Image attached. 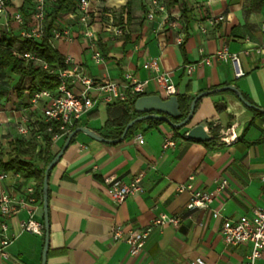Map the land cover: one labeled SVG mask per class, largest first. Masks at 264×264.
I'll return each mask as SVG.
<instances>
[{"label":"crops","instance_id":"obj_1","mask_svg":"<svg viewBox=\"0 0 264 264\" xmlns=\"http://www.w3.org/2000/svg\"><path fill=\"white\" fill-rule=\"evenodd\" d=\"M5 1L0 38L6 33L2 27L6 20L15 13L26 14L29 19L35 3ZM54 1L50 0L49 7ZM173 2L168 16L157 14L151 21L147 18L149 0H93L102 63L93 60L75 22L71 24L74 42L54 41L52 45L62 55L71 56L96 83L121 81L129 74L137 81L150 80L145 95L164 98L152 73L144 69L146 63L157 59L162 71L168 72L175 83L176 95L194 99L202 92L234 86L246 101L264 110V0ZM183 5L190 15L189 21L182 18ZM68 15H61L57 23H67ZM108 16L116 23H125L123 37H111L103 26L101 22H107ZM171 22H176L177 27L171 28ZM18 34L17 31L15 35ZM180 35L184 36L183 47L176 43ZM223 46L238 56L244 76L237 77L238 67L222 61L198 66L193 73H187V65L200 63ZM9 76L16 79L12 71ZM72 88L78 91L80 86L74 84ZM118 104L101 103L77 127L89 128L106 140L120 138V126L113 122L122 121L120 108H114ZM254 110L228 90L200 99L192 121L177 137L165 123L157 127L144 123L119 143H106L78 133L50 172L47 264H198L199 259L206 264H243L251 245L226 246L221 229L227 220L251 216L256 209L264 208V114ZM41 122L42 109L32 104L29 91L22 95L11 91L0 96V151L4 158L12 152L17 139H25L17 132L19 125L27 123L37 128ZM201 122L208 123L211 140L197 142L185 138ZM232 126L239 139L226 146L219 141L220 131ZM137 132L144 135L143 144L135 143ZM171 136L176 146L164 150V139ZM66 139L52 143L51 152L58 154ZM140 173L146 174L144 193L116 206L106 179L115 177L129 183ZM222 179L227 185L217 192ZM189 184L191 191H179L180 186ZM29 187L35 189L36 198L38 185L34 179L9 172V177L0 181V192L5 189L17 197L26 195ZM192 191L213 193V203L207 209L188 210ZM34 206L35 219L44 223L43 208L36 202ZM162 214L181 217L182 221L178 226L155 229L137 256L131 255L125 242L113 240L114 228L122 229L125 238ZM27 218L23 210L11 219L10 234L17 238L8 249L10 258L0 264H42L45 236L19 234L20 223ZM259 264H264V257Z\"/></svg>","mask_w":264,"mask_h":264},{"label":"built area","instance_id":"obj_2","mask_svg":"<svg viewBox=\"0 0 264 264\" xmlns=\"http://www.w3.org/2000/svg\"><path fill=\"white\" fill-rule=\"evenodd\" d=\"M93 0H79L75 11L67 16L70 20L65 24H53L48 30L46 19L49 0H35L32 16L27 18L22 13H15L11 19L6 20L2 25L3 29L12 32V24L21 35L27 39L41 41L50 35V41L74 42L72 23L78 25L79 35L86 44V48L91 51L92 58L96 63L104 62L103 52L98 47L95 31V13L92 9ZM150 11L147 14L149 20H154L157 14L167 15L168 8L162 0H149ZM6 1L0 0V16L6 11ZM223 18H219L222 20ZM110 32L111 37L120 38L125 35V23H116L112 16H108L107 22H101ZM171 28H176L177 23H169ZM205 33L206 31L203 30ZM176 43L181 46L184 43V36L180 35ZM264 49V47H263ZM262 50V49H261ZM260 50V51H261ZM21 57L28 63L32 62L35 66L44 70H49L47 63L32 53H25ZM214 61L231 63L238 67L237 77L244 76L239 65V58L236 54L229 52L227 46H223L212 56L206 57L198 64L187 65L185 67L188 74L195 71L198 66L211 65ZM65 69L55 68L49 70L54 74L59 82L56 89L45 88L35 89L31 96L33 105L40 106L42 109L43 123L46 129L39 127L33 128L31 125L22 124L17 127L18 134L25 139H35L37 142H44L45 137L50 135L51 142L56 143L65 139L74 131L82 118L92 109L103 104H113L120 102L134 103L137 98L145 95V89L150 80L137 81L129 74L124 76L121 81H104L96 83L87 75L82 67L75 63L71 56H65ZM144 69L152 73L153 80L158 86L164 98H169L177 94L175 83L168 72L162 71L157 59H153L144 65ZM80 86L78 91L72 85ZM235 126L222 128L219 141L231 146L236 143L239 136L234 132ZM136 144H143L144 135L137 132L134 136ZM176 146L173 137L164 139L163 149L168 150ZM9 177V172H0V181ZM145 173L136 175L133 180L126 183L115 177H108L106 183L111 200L116 206L123 205L126 200L138 194L144 193ZM193 179V178H191ZM264 186V176L261 177ZM227 185V181L222 179L217 188V192L222 191ZM192 190V185L179 187V191ZM35 189L29 187L26 195L17 197L8 190L0 192V261L10 258L9 247L17 238V235L10 234L11 219L20 211H26L28 218L20 223L19 234L30 233L34 235L43 234V223L35 219ZM214 201L213 193L202 191H192L188 210L195 211L207 209ZM182 219L178 216H168L165 214L155 218L148 226L143 229L129 232L127 237H123L120 228H114L112 237L115 242L123 241L130 249L132 256L140 254L146 245L149 235L157 228L167 226H178ZM221 236L226 246L236 247L239 245H251V251L243 264H259L264 257V208H258L251 216H243L238 220H227L221 229ZM198 264H206L202 259Z\"/></svg>","mask_w":264,"mask_h":264},{"label":"trees","instance_id":"obj_3","mask_svg":"<svg viewBox=\"0 0 264 264\" xmlns=\"http://www.w3.org/2000/svg\"><path fill=\"white\" fill-rule=\"evenodd\" d=\"M79 0H55L54 3L49 7L50 0L48 2V11L46 15L48 30L51 29L53 24L57 22L59 17L64 14L75 11ZM164 3L168 9L173 5V0H164ZM52 8V9H51ZM32 11L29 15L32 16ZM182 18L189 21L190 15L187 12L185 5L182 6ZM26 15V14H25ZM24 15V16H25ZM29 16V17H31ZM26 18L28 16H25ZM28 20V19H27ZM14 31L4 33L0 38V71L11 69V71L19 76L20 84L23 86L24 82H27L25 88H20L19 94H23V90H27L31 93L35 89H50L54 90L58 87L59 82L54 74L50 73L55 68L65 69V56L56 50L51 41L50 35H47L41 41L34 39H27L21 35H15L17 31L12 26ZM185 41V40H184ZM184 45V43H183ZM181 45V47H183ZM25 53H32L47 63L49 70L41 69L32 62H26L21 55ZM5 79L3 74L0 75V96L8 93L3 88ZM36 82V83H35ZM180 103L181 118L177 121H183L187 118L190 112V104L193 98L188 95H177ZM200 100L197 102V104ZM221 106L216 105V108L220 110ZM114 108H120L121 111V122L113 121L114 124L120 126L119 136L122 135L126 125L139 116L134 111V103L128 104V102H120ZM256 114H262L261 112L254 110ZM119 120V119H118ZM144 123L150 124L152 127H157L163 122L158 120H148L136 124L127 134L130 135L135 128L140 127ZM41 129H46V125L41 122L38 126ZM77 126L74 128V130ZM181 129H173L174 135L177 137ZM186 138V137H185ZM52 142L50 135L45 137L44 142H37L35 139H17L14 143V148L9 156L5 159L2 152L0 151V172H11L19 174L24 178H31L37 182L38 189L36 194V203L43 208V183L45 170L48 165L54 160L57 154L51 152ZM43 236H45V225L43 223Z\"/></svg>","mask_w":264,"mask_h":264},{"label":"water","instance_id":"obj_4","mask_svg":"<svg viewBox=\"0 0 264 264\" xmlns=\"http://www.w3.org/2000/svg\"><path fill=\"white\" fill-rule=\"evenodd\" d=\"M231 90L235 95L244 103V105L250 109H255L264 114V110L252 105L245 100L242 93L234 86H226L212 91L202 92L198 94L190 104V112L186 119L177 122L181 118L180 103L177 95L171 96L169 98H163L160 95H144L137 98L134 102V111L139 115L133 120H131L126 127L120 138L115 140H106L99 134L95 133L89 128L77 127L72 131L61 149V151L56 155L54 160L48 165L45 170L44 183H43V211H44V225H45V243L42 257V264H47L48 251L50 247V225H49V177L50 172L56 166L58 161L63 156L66 149L69 147L72 139L78 133H85L89 137L100 140L106 143H119L124 140L128 132L138 123L148 121V120H158L167 125L172 129H182L190 124L193 119L197 102L203 97L221 93L224 91ZM208 123L201 122L198 125L192 127L185 135V137L192 141L197 142H209L211 136L208 133Z\"/></svg>","mask_w":264,"mask_h":264},{"label":"rangeland","instance_id":"obj_5","mask_svg":"<svg viewBox=\"0 0 264 264\" xmlns=\"http://www.w3.org/2000/svg\"><path fill=\"white\" fill-rule=\"evenodd\" d=\"M12 31H14V30L12 29ZM56 45H58V44H56ZM10 72H11V69H7L5 71L3 70V72L0 71V75L3 74V79H5L3 88L6 91H8V93H10L11 91H13L15 94L20 92V88L21 87H24L23 89H27V88H25L27 82H24L23 83V86H22L20 84V80L17 78V75H15L16 76V79L11 78L9 76ZM24 92H28V91L27 90H23V93Z\"/></svg>","mask_w":264,"mask_h":264}]
</instances>
